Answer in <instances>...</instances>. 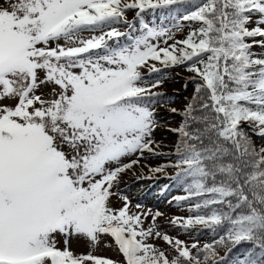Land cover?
<instances>
[{
  "label": "snow or ice",
  "instance_id": "obj_1",
  "mask_svg": "<svg viewBox=\"0 0 264 264\" xmlns=\"http://www.w3.org/2000/svg\"><path fill=\"white\" fill-rule=\"evenodd\" d=\"M174 5L170 26L145 21ZM155 61L195 82L185 107L169 108L183 119L167 154L153 137ZM245 128L264 138V0H0V264H221L218 248L241 243L251 248L236 264H264V145ZM145 152L175 155L150 169L176 170L187 195L174 200L199 198L170 223L218 239L189 245L159 230V211L131 214L127 196L111 206ZM106 236L122 260L71 250Z\"/></svg>",
  "mask_w": 264,
  "mask_h": 264
},
{
  "label": "rangeland",
  "instance_id": "obj_2",
  "mask_svg": "<svg viewBox=\"0 0 264 264\" xmlns=\"http://www.w3.org/2000/svg\"><path fill=\"white\" fill-rule=\"evenodd\" d=\"M163 9L155 10V15L151 11L145 14L144 19L151 25H163L170 26L174 21L171 16L176 15H162ZM129 18H133L134 12L128 13ZM185 28L181 31H173L176 33V39H182L187 33V25L189 22H183ZM139 28V24H137ZM121 30H124L121 28ZM93 33H83L84 37H88ZM98 34V33H96ZM164 38H161L163 40ZM172 43V41H169ZM163 46V45H162ZM257 52L261 50L259 48L254 49ZM157 67L161 68L160 73H152L149 82H155L158 78H163V83L158 91L164 93L161 98L163 103L157 106V122L158 126L153 133L154 139L157 141L159 148L158 151L163 153H169L173 150L174 145L178 139V134L169 131L170 128H176L180 124L179 113H172L169 108L175 107L177 109H183L185 103V97L193 91L192 81L189 77L192 74L186 72L183 66L163 67L160 62L155 61ZM166 73H171L169 76H165ZM187 85V87L185 86ZM47 91V89H45ZM173 96V99L170 97ZM258 141L264 145V138L257 136ZM171 155H152L145 152L142 158H139V163L134 165L132 169L126 170L120 174L117 184L113 187V195L110 198L111 206L114 208H120L124 205L123 197L127 196L131 202L129 210L131 214L148 213L151 212L154 215L157 211L163 215L158 217L155 221L161 232H167L169 235L186 241L191 245V240L198 239L201 241L202 235L196 233L194 230H183L170 223L173 217L183 215L186 210L181 206V202H177L173 198L174 193L180 190V186L176 183L174 178L175 169L168 167L163 172L153 173L151 168L162 165V162L166 161ZM130 159H137V156H132L124 159V163H127ZM167 173V175H166ZM151 177V178H149ZM165 184H168L165 187ZM165 188V189H164ZM137 205L140 207L138 208ZM152 215H149L144 220V226L148 227L152 224ZM111 237H104L100 244L94 248L91 246L90 241L86 239H73L70 242L71 250L76 254H87L90 251L93 254L111 258L114 260H122L123 257L115 249V246L107 247L106 243L111 242ZM149 242L154 243L158 248L165 250L170 256L175 255V251L170 248L162 239L152 238ZM61 246L63 241L61 240Z\"/></svg>",
  "mask_w": 264,
  "mask_h": 264
},
{
  "label": "trees",
  "instance_id": "obj_3",
  "mask_svg": "<svg viewBox=\"0 0 264 264\" xmlns=\"http://www.w3.org/2000/svg\"><path fill=\"white\" fill-rule=\"evenodd\" d=\"M176 7H178V6H175V5L174 6H170V8H171V14L173 13V14H176L177 15V13L175 12V8ZM181 12H183V9H181ZM167 14H169V9H164V15H167ZM187 28H188V26H187ZM188 30H189V28L187 29V31ZM181 66H183L184 69L186 70V66L185 65H181ZM186 72L193 75V73H190L187 70H186ZM169 75H171V73H166L165 74V76H169ZM192 86H193V91H191L185 97L184 107L189 102V100L191 99V97L194 94V90H195V82L194 81H192ZM172 97L173 96H171L170 99H173ZM179 117H180V123H181L183 117L180 114H179ZM245 131H248L249 132V135L251 136V138L253 139V141L255 142V144L257 146L262 145L258 141V139H257V136H259V135L253 134L247 128H245ZM175 159H176L175 155H172L165 162H163V164H166L169 161H174ZM165 185H168V184H165ZM183 195H187V193L185 191L184 186H181L180 185V190L178 192H176L172 197H175V196H183ZM196 202H199V198L193 197V198H191L188 201L181 202L182 203V207L185 208L186 212L183 215H181L180 217H187V216L195 215L196 213L190 212L188 209H189V207H190L191 204L196 203ZM190 230H194L197 234L200 233L202 235V238H201V241H200V244L201 245H203L204 243H211V242H213V240L218 239V235L219 234H223V233L214 234L210 230L200 228L199 226L194 227V228H192ZM196 240H198V239L191 240L190 242L193 243ZM250 248H251V245L250 244H248V243H241L240 245L235 246L233 248V250H232L231 253H228L226 255L227 249L225 247H223V246L219 247L218 248V251H219L220 255L225 257V260L222 261L221 264H236V261L237 260L243 259L248 254V251H249ZM195 252H196V250L193 249V253H195Z\"/></svg>",
  "mask_w": 264,
  "mask_h": 264
}]
</instances>
